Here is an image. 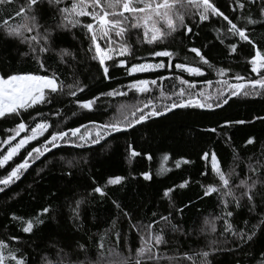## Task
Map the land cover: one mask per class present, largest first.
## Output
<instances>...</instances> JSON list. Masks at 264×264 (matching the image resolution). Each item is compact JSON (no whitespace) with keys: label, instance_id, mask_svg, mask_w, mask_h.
Returning <instances> with one entry per match:
<instances>
[{"label":"snow or ice","instance_id":"obj_1","mask_svg":"<svg viewBox=\"0 0 264 264\" xmlns=\"http://www.w3.org/2000/svg\"><path fill=\"white\" fill-rule=\"evenodd\" d=\"M11 2L0 0V4ZM227 7L231 18L215 0H23L15 10L17 22H9L13 19L11 15L0 20V125H9L0 130L4 134L0 138V169L5 170L0 175V193L19 181L37 161H47L37 175L44 172L52 163L47 157L55 155L53 150L62 151L67 146L92 151L94 146L107 145L108 138L115 139L114 134L128 135L129 130L146 127L155 118L175 114L179 109H200L212 114L235 102L233 98L264 97V40L254 36V26L264 27V0H228ZM45 14L51 17V23H41ZM213 18L226 23L214 29L213 40L195 46L201 33L194 31V26ZM74 30L83 34L78 50L57 43L59 37L69 33L78 39ZM178 35L181 44L188 41L185 47L198 58L195 63L187 62V56L184 62H174L179 53L161 47L169 40L175 41ZM216 41L224 45L225 56L242 52L241 42H246L250 46L247 63L255 77L240 73L229 76L230 69L216 67L208 55L216 47ZM8 45L17 46L16 55L31 59L37 70L13 68L8 60ZM18 45L26 46L27 50L19 51ZM143 45L153 47L147 57L136 55L138 46ZM50 54L56 58L55 67L48 64ZM84 59L97 63L104 80L113 79L112 73L118 68H123L130 77L145 72L157 75L150 80L133 78L126 85L85 99L82 94L90 89L75 73V66ZM205 66L220 79L198 81L196 78L206 75ZM61 67L71 74L70 78L60 71ZM161 69L175 72L166 76L158 71ZM182 73L193 79H185ZM169 79L173 81L170 86L165 83ZM116 97L129 98L131 102L119 104L116 115L108 120H90L75 127L65 123L62 107L65 100L76 106L78 111L72 112V117L78 118L81 112L96 111L102 99ZM256 122L264 123V115L225 119L204 131L217 133L219 129L223 135L225 128ZM223 138L231 147V137ZM256 144V137L249 136L244 147L255 148ZM126 155L131 162L141 152L128 144ZM18 156L21 159L16 163ZM145 156L152 158L149 154ZM199 158L205 162L201 179H184L163 189L160 199L167 208L164 212H152L147 221L136 219L118 199L109 195L108 186L120 185L125 177L110 176L100 185L94 176H89L88 196L110 200L116 209V216L105 219L108 227L91 246L86 240L81 242L83 237L79 235L81 232L89 235L86 197L73 196L60 207L49 202L27 219L12 213L10 221L16 222L19 233L27 236L10 230V235L0 238V264H217L215 258L220 255L229 257V264H264V143L258 152L246 158L233 148L232 164L227 169L214 149H202ZM162 159L167 161L169 156L165 154ZM60 161L61 176L75 177L80 161L64 156ZM181 163L192 161L181 157L175 167L179 168ZM164 170L161 164L159 171ZM141 175L145 181L152 179L148 171ZM190 183H197L201 189L197 200L215 196L219 212L204 217L198 227V234L207 240L202 249L179 251L169 244L168 234L189 238L193 235L185 231L182 219L189 206L195 205L191 199L178 204L176 198L177 191ZM51 195L56 198L55 193ZM245 209L250 219H245L242 226L233 223ZM92 220L99 223L98 217ZM61 228L65 231H59ZM46 230L47 238L38 235ZM133 232L139 240L134 249L128 245L129 234ZM14 241L24 242L13 246Z\"/></svg>","mask_w":264,"mask_h":264},{"label":"trees","instance_id":"obj_2","mask_svg":"<svg viewBox=\"0 0 264 264\" xmlns=\"http://www.w3.org/2000/svg\"><path fill=\"white\" fill-rule=\"evenodd\" d=\"M22 2L23 0H12L10 4H0V20L9 19L11 15L13 19L9 22H17L19 18L15 17V10H18ZM215 2L231 18V11L227 7L228 0H215ZM51 22V17L48 14H45L44 19L41 21V23ZM225 23L222 20L213 18L211 22H205L199 27L194 26V31L201 33L200 38L196 39L195 46L206 43L207 40H213L216 36L214 29L222 27ZM74 32L78 39H73V35L69 33L59 37L57 43H60L61 46H71L78 50L80 47L79 42L83 40V34L80 30H74ZM254 36L257 40H264V27L254 26ZM241 43L243 46L242 52L232 56H225L224 45H220L216 41V47L208 55L216 67L230 69L229 76L240 73L245 77H255L256 74L251 72V66L247 63L250 58L247 55L250 46L246 42ZM186 44H188L187 40L184 41V44L180 43V36L178 35L175 41L169 40L161 47H167L179 53V59L174 62H184V57L187 56V62L195 63L198 58L195 57V54L187 52ZM6 47L9 49L8 60L13 68L21 71L37 70V65L31 59L16 55L17 46L8 45ZM18 48L21 52L27 50L24 45H18ZM152 50L153 47L149 45L138 46L136 55L147 57ZM163 59L167 60V58ZM152 62L154 63L156 60H152ZM48 64L52 67L57 64L56 58L51 54ZM60 71L70 78L71 74L66 69L61 67ZM158 71L166 76H170L175 72L174 69H161ZM75 73L90 89L82 94L85 99L99 92L108 91L118 85H126L133 78L150 80L157 75V72H145L136 73L134 77H130L123 68H118L112 73L113 79L104 80L100 71H98L97 63L87 59L75 66ZM205 73V77L196 79L198 81L205 78L213 81L220 79L214 72L208 70L206 66ZM182 75L185 79H193L187 73H182ZM165 83L170 86L173 81L169 79ZM213 90L214 88L209 89V91ZM131 96L132 94L130 93L129 97ZM233 100L235 102H230L222 111L217 109L212 114L200 109L176 110L175 114L170 113L163 117L155 118V122H148L146 127L137 126L136 131L129 130L130 134L128 135L114 134L116 138H108V144L103 148L97 145L93 147L92 151H88L65 146L62 151L53 150L55 155L49 154L47 157V160L52 161V163L45 167L44 172L37 175V171L44 167L47 161H44V163L37 161L25 172L19 181L9 189H6L5 192L0 193V238L10 235V230L19 233V225L10 221L12 213L27 219L39 213L49 202L55 207H60L65 204L66 200L75 196L77 198L86 197L88 200L86 207L90 221L87 225L89 235L85 236L81 232L79 234L80 237H83L81 242L86 240L90 246L94 245L98 240V235L108 227L104 223L105 219L116 216V209L110 200H100L98 196H88V192L91 191L89 176H94L100 185H103L110 176L125 177V180L120 185L108 186L107 191L110 196L118 199L124 208L132 213L136 219L147 221L152 212H164L167 204H162L160 199L163 189L178 185L184 179H201L200 172L205 168V162L199 158L202 149H214L223 166L227 169L232 164L233 148L236 149L242 158H246L253 155L254 152H258L260 144L264 143V123L260 122H256L254 125H234L225 128L223 135L219 129L217 133L204 131V129L216 127L217 122L223 123L225 119H250L256 114L264 115V97H240ZM127 102H131L129 98H104L100 101L96 111L81 112L77 118L72 117V112L78 111V109L75 105L65 100V104L62 106L66 116L65 123L75 127L80 123L87 124L90 120H108L116 115L115 110L119 104ZM41 108L45 112L48 111L47 107L41 106ZM53 119L56 118L53 117ZM8 126L0 125V130ZM3 135V132L0 131V138H3ZM224 135L231 137V147L229 143L225 142ZM249 136L256 137L257 144L255 148L253 146L244 147V142ZM35 143L34 141L33 145ZM128 144H131L134 150L141 152V156L134 158L131 162L126 155ZM145 154L151 155L152 158L150 160L147 159ZM165 154L169 156L167 161L162 159ZM21 156L15 158L16 163L20 162ZM61 156H64L65 159L76 157L80 161L75 177L68 179L61 176ZM181 157L192 161V163H181L179 168L175 167L176 161L180 160ZM41 160L43 161L44 158H41ZM161 164L164 166V171H159ZM144 171L150 172L152 176L150 181L143 179L141 173ZM4 174L5 170L0 169V175ZM200 192L201 189L197 183H190L187 188L179 189L176 193L178 204L188 203L189 199H191L195 205V207L189 206L182 219V226L185 231L193 233L191 238L179 234H168L169 244L173 245L174 248L178 247L179 251H198L202 249L207 240L203 235L198 234V227L204 217L219 212L216 197L197 200L196 197ZM52 193L56 194L55 199L52 198ZM64 210L67 212V208ZM92 217H98L99 223L97 224V221H93ZM245 219H250L246 209L233 223L242 226ZM251 223H255V220H251ZM220 227L221 225L218 224V233ZM194 229L197 231H194ZM47 231L38 233V235L47 238ZM59 231L63 232L65 229L61 228ZM19 234L23 237L27 236V234ZM210 238L208 237V239ZM23 242L14 241L12 244L15 246L17 243ZM138 244L137 235L134 232L130 233L128 245L134 249ZM169 254H172L171 251ZM215 259L217 264H229L230 260L225 255L217 256Z\"/></svg>","mask_w":264,"mask_h":264},{"label":"water","instance_id":"obj_3","mask_svg":"<svg viewBox=\"0 0 264 264\" xmlns=\"http://www.w3.org/2000/svg\"><path fill=\"white\" fill-rule=\"evenodd\" d=\"M233 99H235V98H233ZM170 114V113H169ZM168 115V114H167Z\"/></svg>","mask_w":264,"mask_h":264}]
</instances>
